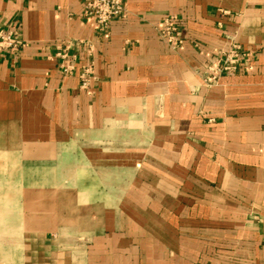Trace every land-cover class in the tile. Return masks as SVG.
Here are the masks:
<instances>
[{
    "label": "crops",
    "instance_id": "obj_1",
    "mask_svg": "<svg viewBox=\"0 0 264 264\" xmlns=\"http://www.w3.org/2000/svg\"><path fill=\"white\" fill-rule=\"evenodd\" d=\"M123 2L102 30L84 0H0L26 41L0 54V264H264V0Z\"/></svg>",
    "mask_w": 264,
    "mask_h": 264
},
{
    "label": "built area",
    "instance_id": "obj_2",
    "mask_svg": "<svg viewBox=\"0 0 264 264\" xmlns=\"http://www.w3.org/2000/svg\"><path fill=\"white\" fill-rule=\"evenodd\" d=\"M125 12L123 0H84V16L93 20L102 30L109 28L112 21L121 18ZM175 21L174 16L166 18L159 29V35L170 46L178 48L184 44V39ZM70 43V41H64L58 46L59 68L64 75L72 74L75 70V56L69 53ZM25 46L26 41L22 38L20 27L16 23H8L0 30V54L18 53ZM88 48L92 50V45L88 44ZM244 57L245 52L241 46L232 44L214 57L205 68L204 74L208 80L214 82L220 75L236 70ZM93 77V64L83 66L80 72L81 88L88 89Z\"/></svg>",
    "mask_w": 264,
    "mask_h": 264
}]
</instances>
